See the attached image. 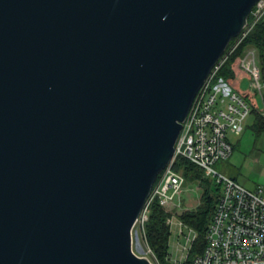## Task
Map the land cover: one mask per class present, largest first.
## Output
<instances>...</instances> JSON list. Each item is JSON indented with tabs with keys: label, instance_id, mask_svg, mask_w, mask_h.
<instances>
[{
	"label": "water",
	"instance_id": "95a60500",
	"mask_svg": "<svg viewBox=\"0 0 264 264\" xmlns=\"http://www.w3.org/2000/svg\"><path fill=\"white\" fill-rule=\"evenodd\" d=\"M258 0H0V264H151L132 230Z\"/></svg>",
	"mask_w": 264,
	"mask_h": 264
},
{
	"label": "built area",
	"instance_id": "2783aa9c",
	"mask_svg": "<svg viewBox=\"0 0 264 264\" xmlns=\"http://www.w3.org/2000/svg\"><path fill=\"white\" fill-rule=\"evenodd\" d=\"M264 18V0L253 6L246 25L234 38V46L216 63L194 97L188 114L181 123V129L174 146L171 161L161 171L141 210L135 226L144 234L152 203L169 213L168 208L182 193L186 183L182 173L174 169V163L182 158L200 170L203 178L212 181L218 190L212 216L207 226L202 252L188 262V254L197 237L196 232L169 215L166 224L177 227V236L186 229V243L177 245L182 254L176 264H264V197L262 188L249 191L233 179L216 171L213 166L227 160L233 147L228 136H240L244 122L251 112L250 100L234 91L222 80H216V73L248 33ZM239 68L248 76L252 96H260L264 116V82L256 66L254 50H249L240 60ZM175 219V220H173ZM134 226V227H135ZM193 233V238L189 234ZM189 245V246H188ZM148 248V247H147ZM148 251L152 255L150 249ZM186 256L184 257V255ZM170 262V259H168Z\"/></svg>",
	"mask_w": 264,
	"mask_h": 264
},
{
	"label": "rangeland",
	"instance_id": "374dc122",
	"mask_svg": "<svg viewBox=\"0 0 264 264\" xmlns=\"http://www.w3.org/2000/svg\"><path fill=\"white\" fill-rule=\"evenodd\" d=\"M234 44V42L231 44V48ZM249 50H254L256 66L261 76L259 54L255 48H247L240 58L243 59ZM242 73L244 76L237 78V88H235V83H232L230 87L234 91H240V94L243 93L248 96V99L251 101L250 106L252 109L244 122L242 134L240 136H228V142L233 147L231 156L227 160L218 161L213 168L233 179L237 184L249 191L254 192L257 188H262L264 197V132H256L254 129V124L257 119V109L258 111H263V104L260 96L255 97L251 95L248 76H246L243 71ZM178 172L182 173V170ZM204 189H208L210 194H218V190L212 181L205 185L204 183H200L197 179L187 180L183 185L182 193L168 208L169 214L178 218V216L184 212L197 210L201 204V195ZM169 229L168 259H170V264H176L173 263L174 260H179L182 257L181 252L177 250V245L180 244V246H183L186 243L188 232L184 229L183 234L177 236L178 230L176 226L171 225ZM189 238H193V233L189 234ZM132 250L136 256L147 259L151 264H160L148 251L144 234L140 231L138 226H135L132 230ZM185 256L186 254L184 257Z\"/></svg>",
	"mask_w": 264,
	"mask_h": 264
},
{
	"label": "trees",
	"instance_id": "16d2710c",
	"mask_svg": "<svg viewBox=\"0 0 264 264\" xmlns=\"http://www.w3.org/2000/svg\"><path fill=\"white\" fill-rule=\"evenodd\" d=\"M235 41L232 39L220 59H222L230 50L231 44ZM255 48L259 54L261 77L264 82V18L248 33L240 45L228 55L226 61L222 64L216 73L215 81L222 80L229 86L235 83L237 88V78L244 76L239 68L240 57L247 48ZM239 91V90H238ZM240 92V91H239ZM241 93V92H240ZM243 94V93H242ZM248 98V96L244 95ZM264 101V98H263ZM257 119L254 124L256 132H264V117L257 111ZM176 171L182 170V175L187 180L197 179L205 185L211 181L203 178L200 170L196 169L190 162L179 158L174 163ZM217 195L210 194L208 189H204L201 195V204L195 211L184 212L178 216V219L193 229L197 237L192 243L188 254L187 262L195 255L202 252L205 244L204 235L212 216L213 208ZM169 213L162 209L157 202L151 204L149 209L148 221L144 226V239L152 255L160 264H170L168 260V243L170 229L166 224Z\"/></svg>",
	"mask_w": 264,
	"mask_h": 264
}]
</instances>
